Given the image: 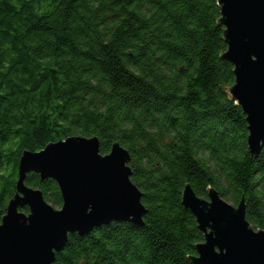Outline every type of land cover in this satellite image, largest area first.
<instances>
[{
	"label": "trees",
	"instance_id": "16d2710c",
	"mask_svg": "<svg viewBox=\"0 0 264 264\" xmlns=\"http://www.w3.org/2000/svg\"><path fill=\"white\" fill-rule=\"evenodd\" d=\"M220 17L218 0H0V224L24 151L97 136L104 155L130 152L148 213L70 234L53 264H194L205 235L186 184L244 198L263 229L264 149L249 152L246 115L224 92L236 75ZM25 184L63 206L53 179L32 171Z\"/></svg>",
	"mask_w": 264,
	"mask_h": 264
},
{
	"label": "water",
	"instance_id": "95a60500",
	"mask_svg": "<svg viewBox=\"0 0 264 264\" xmlns=\"http://www.w3.org/2000/svg\"><path fill=\"white\" fill-rule=\"evenodd\" d=\"M218 5L228 45L222 58L233 64L236 75L224 92L242 107L248 150L258 156L264 149V0H218ZM130 161L120 143L102 154L97 136H70L40 151H24L17 191L0 224V264H53L70 234L84 236L117 221L143 225L148 209L131 179ZM32 171L58 184L61 208L25 184ZM182 202L205 235L196 245L197 255L190 257L194 264H264V228L255 229L247 218L244 198L233 205L214 187L205 198L186 184ZM24 207L29 211H21Z\"/></svg>",
	"mask_w": 264,
	"mask_h": 264
}]
</instances>
